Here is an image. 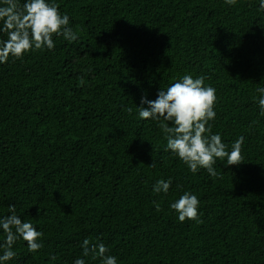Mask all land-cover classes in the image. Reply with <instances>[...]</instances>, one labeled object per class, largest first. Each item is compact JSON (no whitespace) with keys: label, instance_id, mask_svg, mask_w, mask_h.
<instances>
[{"label":"trees","instance_id":"obj_1","mask_svg":"<svg viewBox=\"0 0 264 264\" xmlns=\"http://www.w3.org/2000/svg\"><path fill=\"white\" fill-rule=\"evenodd\" d=\"M46 2L78 38L54 35L53 49L0 63V218L14 205L43 247L29 252L17 239L0 264H101L83 256L85 239L117 264H264L260 0ZM186 74L216 89L212 134L229 152L244 137L243 163L217 159L216 178L165 150L160 124L172 122L139 117L142 97ZM169 179L167 193L153 191ZM185 192L200 201L199 221L171 208Z\"/></svg>","mask_w":264,"mask_h":264},{"label":"clouds","instance_id":"obj_2","mask_svg":"<svg viewBox=\"0 0 264 264\" xmlns=\"http://www.w3.org/2000/svg\"><path fill=\"white\" fill-rule=\"evenodd\" d=\"M225 2L235 5L237 0ZM2 3L5 6H0V21L3 23L0 31L6 32L8 38L0 41V63L7 62L10 56L22 58L32 50L53 49L54 35L63 36L70 41L78 38L77 33L69 27V16L61 14L59 6L55 3L26 0L22 7L17 0H2ZM260 8L264 9V0H260ZM204 79L203 76L194 79L186 74L166 90H159L155 100L142 97L139 117L144 120L172 122L171 127L167 123L160 124L167 140L165 150H171L193 173L202 168L206 169L211 177L216 178L220 175L214 168L217 159L223 161L226 158V166H238L243 163L244 137L237 139L229 152L220 134H212L209 121L214 120L216 116V89L205 86ZM257 91L261 93L258 103L261 115H264V88H258ZM145 104L147 107H144ZM171 183V179L159 180L153 191L167 193ZM199 203L197 196L185 192L171 204V208L178 213L181 222L185 219L199 221ZM9 211L11 215L0 218V228L6 234L4 244H0V248L4 249L0 262L15 257L12 246L17 239L22 238L27 242L29 252H37L43 247L40 242L43 233L32 223L23 222L15 214L14 205L9 206ZM82 248L85 257L91 254L94 258H101V264H117L115 256L106 255L109 249L103 243L90 244V241L85 239ZM74 264H85V260L77 258Z\"/></svg>","mask_w":264,"mask_h":264}]
</instances>
